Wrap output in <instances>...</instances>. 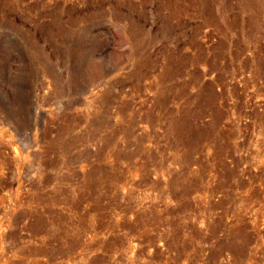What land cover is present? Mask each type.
<instances>
[{
  "label": "rangeland",
  "instance_id": "374dc122",
  "mask_svg": "<svg viewBox=\"0 0 264 264\" xmlns=\"http://www.w3.org/2000/svg\"><path fill=\"white\" fill-rule=\"evenodd\" d=\"M0 264H264V0H0Z\"/></svg>",
  "mask_w": 264,
  "mask_h": 264
}]
</instances>
